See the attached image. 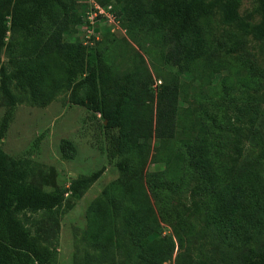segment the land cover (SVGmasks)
I'll return each mask as SVG.
<instances>
[{"label": "trees", "instance_id": "16d2710c", "mask_svg": "<svg viewBox=\"0 0 264 264\" xmlns=\"http://www.w3.org/2000/svg\"><path fill=\"white\" fill-rule=\"evenodd\" d=\"M102 6L114 4L122 18V26L130 38L156 61L177 66L182 72H194L201 64L213 63L214 56L244 49V38L239 28L223 30L216 18V7L208 0H96ZM225 3L223 20L234 22L240 17L243 0H217ZM250 17H258L244 24L243 31L253 28L258 38L264 37V0H251ZM74 0H0V75L1 91L8 98L10 109L0 127V138L5 137L17 100L10 82L30 90L38 100L41 92L52 98L50 89L71 86L73 102L102 114L104 127L111 140L107 149L113 160L121 156L117 166L128 180L122 194L113 202L124 206V234L131 238L133 247L143 251L145 258H163L175 248L172 234L163 235L162 222L170 220L171 210L186 199L211 197L213 213L204 218L206 226L217 221L228 234H236L252 244L250 223L258 205L259 192L254 180H224L217 164L220 151H239L238 141L232 138L226 146L219 134L206 131L203 135L178 136V102L181 97L177 77L165 76L160 89L154 92L151 82L140 72L131 83L116 77L107 63L101 42L87 46L81 41H66L63 35L81 19L73 12ZM9 9V10H7ZM11 28L24 32L27 41L20 47L7 40ZM148 36L152 47L141 40ZM150 39V40H149ZM13 45L21 53L17 68L9 72L2 60L4 47ZM247 51H249L247 49ZM253 63V61L251 60ZM130 84V85H128ZM85 96H79L82 89ZM156 103V104H155ZM155 104V107H154ZM229 127L234 125L229 121ZM211 130L210 127H207ZM155 138L153 149L152 139ZM155 150V151H153ZM153 151V154H152ZM225 153V152H224ZM151 159L163 160L167 167L162 172H145ZM104 168L73 182L87 186L101 176ZM205 174L204 184L194 182ZM25 170L19 162L9 163L0 145V264H56L54 249L40 243L16 216L24 210H51L59 206L65 191H45L26 185ZM204 204L209 206L207 198ZM183 215L182 210H177ZM109 212V211H108ZM97 233L113 241L108 232L111 214L95 213ZM185 215V214H184ZM195 212L190 211L189 216ZM179 222V221H178ZM177 234V225L173 224ZM201 264H212L202 260ZM241 264H264V251L250 253Z\"/></svg>", "mask_w": 264, "mask_h": 264}, {"label": "rangeland", "instance_id": "374dc122", "mask_svg": "<svg viewBox=\"0 0 264 264\" xmlns=\"http://www.w3.org/2000/svg\"><path fill=\"white\" fill-rule=\"evenodd\" d=\"M208 1L216 7L221 29L241 30L245 48L228 54L218 53L213 63L201 64L191 73L158 62L144 52L122 26L114 4L102 6L96 0H74L73 12L81 21L66 31L63 38L79 40L92 47L101 42L107 63L115 70L117 78L123 81L128 78L127 83L139 76L138 67L151 82L154 92L160 89L165 76L177 77L181 85L178 136L213 131L219 134L224 146L232 138L238 141L239 151L227 153V146L220 151L223 155L216 167L219 175L225 177H219L216 182L225 179L256 182L258 205L253 213L256 217L249 224L252 244L245 242L241 235L236 239V234H228L215 220L209 226L204 224V218L213 213L211 201L215 194L200 195L192 201L185 198V191L183 202L171 210L170 220L162 222L163 235L174 236L173 253L163 258H145L143 251L133 247L131 238L124 234V206L130 198L126 196L121 200L123 204L119 208L117 201L113 202L115 195L123 193L122 186L128 176L117 166L121 156L113 160L108 156L111 140L102 114L73 102L69 85L59 89L52 87L49 100L44 92L38 100H33L30 90L13 79L10 88L17 103L0 145L11 165L19 162L27 170L24 184L50 192L65 191L59 206L51 210H24L16 216L40 243L55 250L56 264H201L202 260L212 264H241L251 247L257 253L264 251V37L258 38L253 28L250 32L243 31L246 22L258 20V17H250L251 0H243L240 17L234 22L223 20L224 2ZM146 39L148 36L141 37L147 48L154 46ZM7 40L20 47L27 37L20 29L11 28ZM13 45L4 47L1 52L9 72L17 68L21 55L12 49ZM85 94V88L79 92L81 97ZM10 108L8 98L1 91L0 75V127ZM229 121L234 122L232 127ZM155 140L152 139L153 149ZM166 167L165 161L150 157L145 172H162ZM101 168L104 171L95 181L87 186L71 187L79 178ZM194 182L204 184L205 174ZM205 198L209 206L204 204ZM177 210L185 215H178ZM190 211L195 215L189 216ZM95 213L111 214L107 223L113 241L97 233ZM172 223L177 225V234Z\"/></svg>", "mask_w": 264, "mask_h": 264}]
</instances>
